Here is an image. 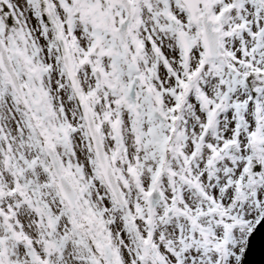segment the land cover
<instances>
[{
    "label": "snow or ice",
    "instance_id": "6c2138e0",
    "mask_svg": "<svg viewBox=\"0 0 264 264\" xmlns=\"http://www.w3.org/2000/svg\"><path fill=\"white\" fill-rule=\"evenodd\" d=\"M264 0H0V264H256Z\"/></svg>",
    "mask_w": 264,
    "mask_h": 264
},
{
    "label": "water",
    "instance_id": "95a60500",
    "mask_svg": "<svg viewBox=\"0 0 264 264\" xmlns=\"http://www.w3.org/2000/svg\"><path fill=\"white\" fill-rule=\"evenodd\" d=\"M261 223L262 226H264V221H262ZM250 258L252 261H255L256 264H264V255L261 254L258 241H254Z\"/></svg>",
    "mask_w": 264,
    "mask_h": 264
}]
</instances>
